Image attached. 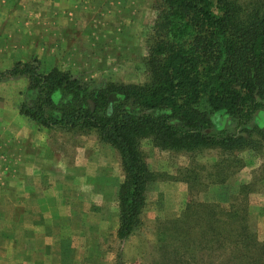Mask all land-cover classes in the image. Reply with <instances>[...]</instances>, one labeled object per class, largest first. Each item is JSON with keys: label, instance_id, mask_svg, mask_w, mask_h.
Wrapping results in <instances>:
<instances>
[{"label": "trees", "instance_id": "obj_1", "mask_svg": "<svg viewBox=\"0 0 264 264\" xmlns=\"http://www.w3.org/2000/svg\"><path fill=\"white\" fill-rule=\"evenodd\" d=\"M164 6L153 25L162 33L148 49L142 83L82 81L59 67L44 71L36 56L0 68V83L28 78L19 110L36 124L94 131L118 150L121 241L141 227L148 186L164 174L151 169L144 139L177 153L218 149L221 159L206 173L207 184L227 182L244 165L240 152L264 149V127L257 122L264 111V0H164ZM180 174L191 197L179 217L163 221L159 238L190 245L207 235L213 250L262 264L264 241L249 223L253 184H242L224 202L198 201L191 183L198 170Z\"/></svg>", "mask_w": 264, "mask_h": 264}, {"label": "rangeland", "instance_id": "obj_2", "mask_svg": "<svg viewBox=\"0 0 264 264\" xmlns=\"http://www.w3.org/2000/svg\"><path fill=\"white\" fill-rule=\"evenodd\" d=\"M16 2L22 21H0V68L8 62L13 65L17 59L8 58L10 52L22 47L20 58L36 55L44 71L59 67L82 81L142 83L147 79L145 57L162 33V28L156 31L153 25L165 9L164 0ZM17 34L23 40L20 45L13 40ZM20 78H26L25 86L0 88V100L10 96L11 108L18 110L28 85L27 77ZM59 97L57 92L55 98ZM257 122L264 127V111L258 113ZM43 129L46 127H38ZM90 134L98 137L94 131ZM77 135L81 133L70 130L66 137L74 142ZM105 145L93 156L75 155L74 161L70 153L67 160L80 168L67 172V181L86 177L78 187L79 194L74 193V186L66 185L60 197L47 196L48 188L37 185L40 169L32 175L22 164L14 167V149H9L11 161L7 157L6 164L0 154V264H62L61 252H66L68 244L72 248L64 255L66 264H247L239 253L213 250L207 235L190 245L182 239L159 238L163 221L179 217L191 197L190 183L180 174L187 167L198 170L199 178L191 182L198 201L224 202L242 184H253L249 223L258 240L264 241V149L240 152L244 165L227 182L207 184L206 173L221 159L218 149L177 153L157 149L144 139L151 169L164 174L148 186L141 227L121 241L119 187L124 171L118 150ZM99 190L104 192L102 207L93 194Z\"/></svg>", "mask_w": 264, "mask_h": 264}, {"label": "crops", "instance_id": "obj_3", "mask_svg": "<svg viewBox=\"0 0 264 264\" xmlns=\"http://www.w3.org/2000/svg\"><path fill=\"white\" fill-rule=\"evenodd\" d=\"M21 2L22 0H19V4H21ZM19 7L16 0H0V21H13L15 24V21H22L20 12H17ZM13 40L17 41L19 45L23 41L20 35L18 37V34L14 36ZM16 45L17 43L15 46ZM21 50L22 47L13 49L8 58L12 60L17 59L16 61H25L33 57L30 56V58L27 59L24 57L20 58L22 54ZM10 65L11 63L8 62V64L2 65L1 67L4 69L10 67ZM18 84L25 86L26 78L5 80L0 83V88L1 86L2 89L16 87ZM20 89L21 88L18 90ZM0 105L3 107L0 109V154L2 153L4 156V163L6 164L7 157L9 161H11V156H8L11 155L9 149H14V167L17 169L22 164L32 175L36 170L40 169L41 173H39V175H41V177L39 181L36 180V183L39 186L48 188L45 189L47 196H63L64 187L66 185L74 186V193L79 194L78 187L82 184L86 176H75L70 182L67 181L69 178L66 173L70 172L72 168L76 170L80 168L77 162L73 164L68 161L71 158L70 153L74 161L75 155L79 157L81 154H92L93 156L94 153H99V151L106 146L105 144H107V147L115 148L106 142L104 144V142L94 134L77 135L75 136L76 141L72 142L67 139L68 136L66 137L67 131L70 130L48 127L43 130H38V127L42 125H36L30 117L22 114L18 108H11L10 96L3 97L0 100ZM20 123H22V126H20ZM65 148L69 149V154L65 153ZM90 183L94 185L96 181L92 180ZM115 192L117 193V189ZM93 194L95 200H97L102 207L104 192L99 190ZM100 213H103L102 209ZM71 248V244H68L67 247L64 248L66 252H61L62 264H66L63 262L66 258L64 255H69V249Z\"/></svg>", "mask_w": 264, "mask_h": 264}]
</instances>
